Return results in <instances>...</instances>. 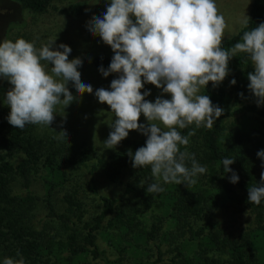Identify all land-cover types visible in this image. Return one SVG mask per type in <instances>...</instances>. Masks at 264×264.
<instances>
[{"label": "trees", "instance_id": "trees-1", "mask_svg": "<svg viewBox=\"0 0 264 264\" xmlns=\"http://www.w3.org/2000/svg\"><path fill=\"white\" fill-rule=\"evenodd\" d=\"M53 1L0 0V4L42 13ZM87 6V0H75L59 11L79 16ZM247 16L248 27L241 26L223 39L222 47H232L243 31L264 23V0H252ZM11 24L25 25L22 21ZM112 57L97 54L91 63L97 70L101 66L107 69ZM228 67L229 74L218 86L209 82L201 89L213 104L224 109L213 128H195L193 124L180 130L182 135L195 130L186 150L206 166L205 181L196 177L197 183L188 188L184 183L165 184L161 180L164 191L157 194L146 191L155 182L150 166L134 168L128 155L144 146L147 138L125 139L117 150L101 157L81 144L54 140L52 134L38 131L32 124L22 130L16 128L8 122L10 107L4 102L12 85L0 78V264L7 257L19 259L17 252L25 264H264V200L255 205L247 199L249 188L259 186L264 172V161L257 156L264 149V104L253 102L255 96L248 88L247 74L254 68L247 54L233 57ZM233 78L235 85L230 83ZM181 150L185 148L181 146ZM225 158L235 159L229 167L239 176V181L232 183L236 192L214 186L222 177L232 175L225 172ZM188 164L190 167V161ZM81 168L90 175L85 187L97 199L94 212L75 189L67 188L72 170ZM98 170L108 182L123 187L118 195L110 197L99 192L92 178ZM36 180L42 195L32 189ZM62 190L59 209L55 200ZM38 200L45 207L39 220L46 217L55 225L45 220L42 225L36 222ZM227 200L253 215V226L236 237L223 232L208 215L214 204L227 206ZM149 209L158 213L146 226L141 217ZM100 237L113 245L112 254L101 245ZM146 244H151L153 251L147 258L128 254V249H142ZM216 253L226 254L227 258L219 261Z\"/></svg>", "mask_w": 264, "mask_h": 264}, {"label": "clouds", "instance_id": "clouds-1", "mask_svg": "<svg viewBox=\"0 0 264 264\" xmlns=\"http://www.w3.org/2000/svg\"><path fill=\"white\" fill-rule=\"evenodd\" d=\"M249 22L247 15L240 21L245 28ZM227 28L216 0H111L102 18L94 16L88 23V31L99 35L114 52L108 68L101 66L100 73L104 77L119 74L110 90L101 87L94 93L115 117L109 123L112 131L104 141L105 148H115L130 130L147 136L144 146L128 153L134 168L150 166L155 182L148 185L147 193L163 192L161 180L190 188L199 174L206 173V166L186 150L195 130L187 135L180 130L193 124L213 128L224 109L201 89L209 82L218 86L229 74V61L239 53L247 54L252 62L248 88L257 104H264V23L243 31L240 41L225 49L222 41ZM55 42L56 38H50L40 47L35 40L22 37L0 42V78L12 85L4 100L10 107L7 119L16 128L22 130L29 124L49 127L58 105L65 110L79 95L93 93L92 85L81 80L78 69L82 60L69 59L71 47L64 43L55 46ZM69 82L78 96L69 90ZM145 83L162 88L171 99L157 96L154 102L146 100L150 91L141 92ZM230 83L235 85L236 80ZM141 114L147 124L139 123ZM58 133V140L67 136L63 129ZM257 156L264 161V149ZM234 160L225 158L223 166L225 172H232L230 182L237 183L239 176L229 167ZM247 199L255 205L264 200V172L259 186L249 188ZM17 256L20 258H5L3 264H25L19 252Z\"/></svg>", "mask_w": 264, "mask_h": 264}, {"label": "rangeland", "instance_id": "rangeland-1", "mask_svg": "<svg viewBox=\"0 0 264 264\" xmlns=\"http://www.w3.org/2000/svg\"><path fill=\"white\" fill-rule=\"evenodd\" d=\"M72 1L75 0H54L49 8L42 13H33L26 10L21 11L17 6L9 3L0 4V42L4 39L13 41L22 37L28 41L35 40L36 46L40 47L50 38H56L55 46L64 43L71 47L72 51L69 54V59L79 57L82 60V67L78 69L81 73V80L83 83L92 85L93 93L90 94L85 92L78 96L75 87L69 82V90L74 96H78V99L72 102L65 110L58 105L55 120L49 127L42 125L34 126L38 131L43 130L42 132L52 134L54 140L73 145L81 144L86 146L93 155L104 157L117 150L125 139L147 138V136L136 130H130L128 137L123 139L115 148H105L104 141L112 131L109 123H111L115 117L114 113L111 112L110 106L107 103L99 102L94 93L96 89L101 87L110 90L111 81L118 78L119 74L111 73L109 76L104 77L99 70L93 67L91 63L93 56L97 54L111 56L114 55V52L109 45L103 42L99 35L94 36L88 31V23L94 16H100L102 18L111 0H87L88 6L86 11L79 16H68L59 11ZM251 1L252 0H216L220 12L223 13L228 23V28L225 30L223 39L240 29L242 26L240 21L247 15ZM132 18L135 21V17L133 16ZM14 21H22L25 25H9ZM10 26L14 27L9 29ZM144 91H150V95L146 96L145 99L152 102L155 101L157 96L171 99L170 94L163 93L162 88H158L151 83L144 84L141 92ZM253 102L257 103L256 97H254ZM139 123H148L143 114L140 116ZM62 129L66 131L68 137L64 136L63 139L58 140L55 137L59 135L58 132ZM89 177L90 175L87 174L85 169L72 170L71 181L68 183L67 188L70 190L75 189L77 194L82 196L91 212H94L97 210V199L85 187L89 184ZM197 177L203 180V182L205 181L203 174H199ZM92 178L94 183L98 186L99 192L103 195L110 197L116 196L123 189L120 185L108 182L105 175L100 170L95 172ZM214 184V186H218L219 188L229 187L235 192L237 191L236 187L232 185V182H230V179L227 177H222L220 181ZM32 189L36 195H42L43 193L38 180L33 183ZM62 192H64V190L57 194L55 200L59 209L62 208L59 199ZM209 202L213 205L212 201ZM226 205L227 206L214 204V208H211L208 214L211 219L218 222L223 232L236 237L243 230L253 226V215L249 210H239L240 206L229 200H227ZM157 213L158 211L155 209L143 211L141 217L142 222L145 223L146 226H149L153 221L152 216ZM44 214L45 207L43 202L41 200L36 201V222L40 221L42 225L45 220L50 226L55 225V223H52L46 217L42 219L43 221L39 220ZM100 243L102 246H107L111 254L115 250L113 245H109L103 238H101ZM145 247L142 246V249L140 248L138 250L128 249V254L139 258H147L148 255L153 252L152 245L146 244ZM169 256L170 254L168 257ZM214 256L218 258L219 261H224L227 258L226 254L216 253Z\"/></svg>", "mask_w": 264, "mask_h": 264}]
</instances>
